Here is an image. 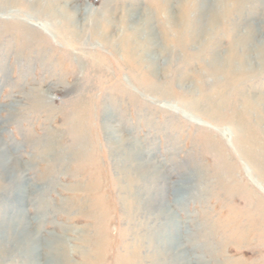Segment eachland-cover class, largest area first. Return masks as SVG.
<instances>
[{"label":"rangeland","instance_id":"374dc122","mask_svg":"<svg viewBox=\"0 0 264 264\" xmlns=\"http://www.w3.org/2000/svg\"><path fill=\"white\" fill-rule=\"evenodd\" d=\"M163 2L60 0L54 18L49 0L0 1V158L25 166L18 181L14 169L15 177L0 176V227L37 230L39 242L35 259L15 245L0 262L64 264L65 256L68 264H151L155 249L178 245L186 264H264V185L233 128L240 115L255 140L249 155L264 165V123L253 111L254 98L264 95V57L252 51L245 71L226 73L239 79L215 81L187 59L202 42L190 44L187 36L184 54L169 21L176 12L187 15L191 0H169L165 11ZM240 8L241 17L222 18L214 29L219 57L241 21L253 27V46H264V4L244 1ZM143 12L155 16L154 49L136 47L132 64L94 39L102 16L112 25L107 38L116 35L112 45L123 37L137 43L133 28ZM223 88L212 102L209 94ZM245 95L250 107L242 111ZM110 135L127 138L137 162L158 172L148 188H136L138 202L124 196L126 167ZM161 212L163 219L151 217ZM3 243L11 247L0 237Z\"/></svg>","mask_w":264,"mask_h":264},{"label":"bare ground","instance_id":"6f19581e","mask_svg":"<svg viewBox=\"0 0 264 264\" xmlns=\"http://www.w3.org/2000/svg\"><path fill=\"white\" fill-rule=\"evenodd\" d=\"M0 1L3 2L4 0H0ZM54 1L58 2L60 0H49V3H47L45 8L47 10H49V12H52V13H50L52 15V17L58 18L54 10H56L60 6L58 5L59 3H56L57 5L54 6L53 5ZM244 1L245 2L246 1L247 2L254 1V3H256V4L260 3V5L264 4V0H214V4H210L207 1H203V0H191V4H190L189 8H190V11L192 14L188 10V14L186 15L185 10H182L181 12H178V13L176 12V15L172 14V16L169 18V21L174 26H176L178 28V33H179V37L177 39L178 47H180L179 50H181L184 54L186 51L189 50L188 45L185 42V39L187 36L190 37V39L188 38V41L190 42V44L191 43L193 44L195 41L202 42L199 46L195 47L192 55H190L187 59H190L189 61L196 60L197 64H201V68L203 71L204 70L206 71V68H207L208 74L210 73L211 75H213L212 77L215 78V81H216V78H218L219 76L223 77L227 81H229V80L234 81V79L235 80L239 79L238 77H235V78L233 77V79H232L230 76H226V73H227L229 68H230V74H234L236 72L239 73L241 70L245 71L246 70L244 68L245 62H247V60L250 59V57H252V54H250V52H252V51L254 52L253 54H254V56H256V58H263L264 57V46H262L261 43L256 47L253 46V42L256 40L254 37L255 34H254L253 27L247 25L245 23V21L242 22L241 18L239 20L241 22H239L238 24L240 26V23H241V27H244V32L239 30L241 27L240 28L237 27V32L239 30V33L238 34H237V32L235 33L236 36L234 37V39H232L227 51L224 52L222 57H219V55H218L219 40L215 39L214 29L216 27L220 28L221 24H223V23H221V21H219L222 18H225V17L226 18L227 17L232 18L236 14H239L241 17L242 11H241L240 6L242 5V3ZM164 5H166V8L165 9L163 8V10L165 11L168 8L169 0H164L163 7H164ZM107 12H109V11H106V13ZM111 13L113 14V13H115V11L113 10ZM139 14H138L139 15L138 18H140V20L136 24V27L133 28V30H135L136 33H134L132 35L133 36L132 40L137 41V43H135V42L132 43L130 41L129 44H127V39L125 37H123L122 39L119 40L118 45H115V44L112 45V41L115 39L116 35L111 36L110 39L107 38L108 32L110 31L109 30L110 26H112V25L110 23H108L107 21L101 22L103 20V19L100 20L102 18V16H100V19H99L100 21L97 20L96 26H94V33H95L94 37L95 38L94 37L93 38L95 40L101 42V43H104L105 45L112 46L116 51H119V52L121 51V53L124 54L127 57V59L129 60L128 63L132 64V61H136L138 59L137 55L135 54L136 47L138 48V50L143 48V47H147V50H148L149 49V43L153 39L152 34L150 33V29H151L150 27L152 26L153 22L155 21V16H153L152 13H147V12H143V13H139ZM133 15H135V14L133 13L132 10L127 11L125 19H129V18H131V16L133 17ZM98 21H99V24H98ZM184 32H187L185 34V36L183 35ZM234 32H235V30H234ZM143 34H145V38L141 37V35H143ZM127 36H129V35H127ZM213 36H214V38H213ZM189 42H187V43H189ZM190 44H189V46H190ZM117 46H119V47L117 48ZM153 49L154 48L151 49V47H150L149 50H153ZM122 50H124V52ZM208 50H209V53H206V51H208ZM205 53L210 55L209 60H207ZM135 56H136V58H135ZM144 58H145V56H144ZM262 63H264V62H262ZM143 64H145V63H143ZM149 65H150L151 70L154 72L155 68L153 67V65H151V63ZM129 66H130V64H129ZM246 77H248V76H246ZM186 79H187V76L183 75V76H180L178 78V81H179V83H182V82L186 81ZM194 86L195 85H192V87H194ZM224 90L225 89L223 88L222 92H220V93L218 91H213L212 93L209 94L208 97L211 99L212 102L218 103L219 102L218 98L221 95V93L223 94ZM213 97H215L216 99H213ZM250 100H251V97H249V96L245 95V96L241 97L240 105H241L242 111H247L249 109V107H250L249 101ZM254 101H255V106L253 107V111L256 112V116L258 117L260 122L264 123V95H260L259 97H255ZM191 102H193L195 105V103H197V102L199 103V100L197 101V99H191ZM216 103H214V104H216ZM231 104H233V103H231ZM198 105H200V104H198ZM248 105H249V107H248ZM262 105H263V107H262ZM232 107H234V106H232ZM233 113H235V112H233ZM251 113H252V111H251ZM205 114H206V112H205ZM74 115H77V113H75ZM254 117H255V115H254ZM223 118H224V116H223ZM235 118H236V120L233 124L234 125L233 128L235 130L234 132H236L235 135L242 138V142H241L242 147L241 148H243V150L241 151V154L243 155V157H244L245 161L248 163V165L253 169V173L257 176V178H259V180L264 185V165H262L260 162H258L256 158L254 159L253 157H251V155H249L250 153L252 154V149H250V147H247V144H249L250 146H253L255 144V140L253 141V138L251 137V135L249 133H247V131L245 129H242L241 124H243V123H241L240 115L236 116ZM232 121H234V120H232ZM111 137H113V136L110 135V138ZM113 138H111V140L114 143L115 147L118 148L119 152H120L117 154L118 159L126 167V170L123 169L124 175L122 174L123 180L125 181L124 182L125 183V186H124L125 195L124 196H127L128 199H130L132 202H138V201H140V193H139V191L137 193H135L136 188L137 189L141 188V186L142 187L147 186V188H148V186L153 183L154 179H156L158 172L156 171L155 168H153V166H152V168H149L150 165L143 166V164L140 165L137 162V160H136L137 158H135L136 156H135L134 152H132L129 148H127V145L129 143L128 142L129 140H127V138H125L124 136L120 140H115ZM0 146H2V145H0ZM3 146H4V144H3ZM3 148H5V147H3ZM0 150H2V149H0ZM8 161L9 160L6 161L5 159L2 161V159H1V161H0V176L7 174V175H10L8 177L9 179L16 176L15 181H18L21 177L20 173L23 171V169H25V168H23L25 166L17 163L14 160L13 162L10 161L11 163H13L12 166L14 168L13 167L10 168L11 163L9 165L7 163ZM133 165L136 166V169L134 172L130 168ZM12 169H14L16 171L15 176H13ZM0 179H2V178L0 177ZM144 189H145V187H144ZM133 191H134V193H133ZM175 198H176V196H175ZM178 198H179V196H178ZM163 215H164L163 212H161V213H158L157 215L156 214L151 215V217L160 219V218L164 217ZM22 228L23 227L17 226L14 224L0 227V229H1L0 230V237L3 238V242H5L9 246H11V247H9V249L7 248V250H6L3 247L4 243L0 244V245H2V247L0 248V257L1 258H3V259H5L6 257L8 258L11 250L13 249V246H15V245H19L23 249L24 253L27 254L28 256H29V254H31V256L34 259L36 258L38 253H37L36 245L34 247V244L39 243L37 240L38 238H36L37 230L33 229V231H34L33 233H28L29 232L28 230L22 229ZM148 238H149L148 241L151 243L154 241L155 235L152 234ZM52 245L53 244L50 242L48 244L46 243L44 245V247L45 248L46 247L51 248ZM195 245H196V243H194V246ZM204 245L206 246L207 242H205ZM176 246H177V248H174V249L172 246H171L172 249L169 247H166L164 249L163 248L162 249L161 248L155 249L156 253H153L149 257L150 263L151 264H163V263L167 264V262H169L172 264H186L185 261L182 260V256L180 255L181 252L179 253V248H178L179 246L178 245H176ZM58 248H59L58 245H56V248H55L56 251L58 250ZM60 248H62V246H60ZM57 252H59V250ZM61 257H62L61 258L62 260H65L64 264H68L66 257L65 256H61ZM131 258L133 259L134 255H131ZM50 261L52 262V264H54L53 260H50ZM50 261L48 259V263ZM186 261L189 262L190 260L187 259ZM0 264H5V263H3L1 261ZM58 264H63V261L62 262L58 261Z\"/></svg>","mask_w":264,"mask_h":264}]
</instances>
